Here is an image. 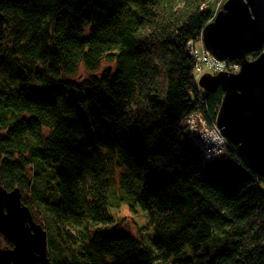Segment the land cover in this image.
<instances>
[{
	"label": "trees",
	"instance_id": "trees-1",
	"mask_svg": "<svg viewBox=\"0 0 264 264\" xmlns=\"http://www.w3.org/2000/svg\"><path fill=\"white\" fill-rule=\"evenodd\" d=\"M209 1L0 0V185L42 220L51 264H264V179L184 132L223 96L187 48Z\"/></svg>",
	"mask_w": 264,
	"mask_h": 264
},
{
	"label": "water",
	"instance_id": "water-1",
	"mask_svg": "<svg viewBox=\"0 0 264 264\" xmlns=\"http://www.w3.org/2000/svg\"><path fill=\"white\" fill-rule=\"evenodd\" d=\"M200 42L215 59L240 63L239 72L205 74L198 86L206 92L220 87L216 127L245 167L264 179V0H226L202 29ZM251 53L257 56L248 60ZM0 234L11 244L0 248L1 263L51 264L46 230L22 205L17 188L0 185Z\"/></svg>",
	"mask_w": 264,
	"mask_h": 264
},
{
	"label": "built area",
	"instance_id": "built-area-1",
	"mask_svg": "<svg viewBox=\"0 0 264 264\" xmlns=\"http://www.w3.org/2000/svg\"><path fill=\"white\" fill-rule=\"evenodd\" d=\"M226 0H211L214 6V16L222 8ZM205 7V6H204ZM213 16V18H214ZM200 44V38L198 41ZM196 42L189 41L187 48L194 62L193 79L198 86V80L203 74H218L220 72L237 73L240 63L236 60H217L204 47H196ZM248 60L255 58L247 56ZM199 87V86H198ZM208 116L201 112H193L184 119V132L192 147L199 157L205 161H211L219 157L230 146L226 138L216 127L215 121L207 122Z\"/></svg>",
	"mask_w": 264,
	"mask_h": 264
},
{
	"label": "rangeland",
	"instance_id": "rangeland-1",
	"mask_svg": "<svg viewBox=\"0 0 264 264\" xmlns=\"http://www.w3.org/2000/svg\"><path fill=\"white\" fill-rule=\"evenodd\" d=\"M209 4H212L211 0L209 1ZM195 45L197 48H199L201 46V44L199 42H196ZM107 66H109V65L108 64L102 65L101 71H104L107 68ZM115 216H116L117 220H121L123 222V224L129 228V230L131 231L132 234L138 235L137 225L140 226L141 224H143V220H142L143 217L140 214L137 216L136 215L134 216V215H132L131 212H129V210L127 209L126 206H121L115 212ZM38 220H39V223H41V225H43L42 220L41 219H38ZM210 244H211V241H208L207 243L202 245L201 251H206V249L209 248ZM0 248H10V246L6 243V240H4V238L1 235H0ZM191 254H193V253H191Z\"/></svg>",
	"mask_w": 264,
	"mask_h": 264
},
{
	"label": "bare ground",
	"instance_id": "bare-ground-1",
	"mask_svg": "<svg viewBox=\"0 0 264 264\" xmlns=\"http://www.w3.org/2000/svg\"><path fill=\"white\" fill-rule=\"evenodd\" d=\"M203 75H205V74H203ZM202 75V76H203ZM207 75H212V74H207ZM216 75V74H215ZM213 76V75H212ZM201 78V77H200ZM200 78H199V80H200ZM199 80H198V82H199ZM200 88V87H199ZM202 89V88H201ZM203 90V89H202ZM215 125H216V120H215ZM15 189V188H14ZM18 189V188H17ZM13 190V189H12ZM19 190V189H18ZM9 191H11V190H9ZM20 191V190H19ZM22 203V202H21ZM22 205H24V204H22ZM25 206V205H24ZM27 207V206H26ZM28 208V207H27ZM29 209V208H28ZM30 211V210H29ZM31 213V212H30ZM31 215H32V213H31ZM32 218H33V215H32ZM34 220V219H33ZM1 235V234H0ZM2 236V235H1ZM3 237V236H2ZM5 240V239H4ZM6 243H8V245L11 247V244L9 243V242H7L6 241ZM47 255H48V253H47ZM3 264V263H2Z\"/></svg>",
	"mask_w": 264,
	"mask_h": 264
}]
</instances>
